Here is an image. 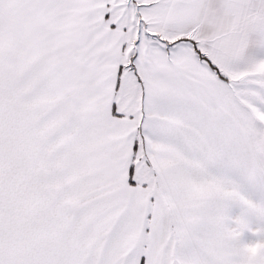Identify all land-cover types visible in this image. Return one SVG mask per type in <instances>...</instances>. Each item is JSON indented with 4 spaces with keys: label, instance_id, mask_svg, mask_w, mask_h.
<instances>
[{
    "label": "snow or ice",
    "instance_id": "obj_1",
    "mask_svg": "<svg viewBox=\"0 0 264 264\" xmlns=\"http://www.w3.org/2000/svg\"><path fill=\"white\" fill-rule=\"evenodd\" d=\"M0 264H264V0H0Z\"/></svg>",
    "mask_w": 264,
    "mask_h": 264
}]
</instances>
